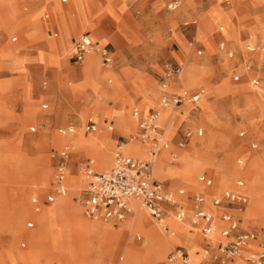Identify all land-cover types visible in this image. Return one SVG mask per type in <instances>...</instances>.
Masks as SVG:
<instances>
[{"label": "rangeland", "instance_id": "rangeland-1", "mask_svg": "<svg viewBox=\"0 0 264 264\" xmlns=\"http://www.w3.org/2000/svg\"><path fill=\"white\" fill-rule=\"evenodd\" d=\"M10 1L12 0H0V15L3 13V5ZM82 2L84 4L82 6L74 4L73 0L65 3L67 4L65 6L56 2L54 11L61 16L62 34L47 42V51L40 49L36 54V59L43 61L45 68L44 65L28 60L26 55L32 54L38 45L51 39L47 36V27L55 28L60 35L56 24L44 28L38 19L40 34L23 42L13 30L0 27V264H157L170 248L181 245L179 242L181 236L191 239V243L200 237L196 231L190 230V226L170 218L168 223L176 230V233L172 234L168 224L161 226L160 221L163 220H153L145 210L146 215L137 218L139 209H136L118 226H114L109 220L85 217L77 198L84 193L83 189L86 187L81 176L86 179L85 181L87 177L80 172L78 165L71 173L79 175H68L69 189L64 196H57L54 203L38 212L31 205V196L43 191L53 178V159L50 156L57 148V143L69 136L75 141L76 151L79 152L89 146L91 157H95L97 161L98 156L106 155L107 164H101L102 168L98 167L102 170L111 164L114 140H120L122 136L126 141L129 134L137 130L136 121L130 115L129 103L135 96L130 95L128 87H123L120 78L113 75H105L102 83L114 84L102 86L101 77L112 71L101 69L96 56L91 54L87 56L78 69L58 71L55 76L59 85L51 77L50 71L58 70L56 67L48 68L51 64L62 65L64 69L81 65L65 61L61 53L59 54L63 60L60 62L54 52L59 42L64 44L66 54L73 51L70 37L78 26L82 31H88L92 40L99 43H106L109 40L117 46L122 45L125 40H137L127 18L136 23L140 32L147 31L142 11L133 7V4L124 8L121 14L123 5L120 2L118 4L108 1L99 8L94 0ZM247 2L248 0H229L220 3V0H211L210 5L198 14L197 29L203 44L192 41L194 45L191 49L185 43L187 51L177 61L182 64V70L179 72L181 85L177 91L186 90L190 94L203 89L204 95L196 103L184 100V103L173 111L162 108L160 127L165 137L171 138L170 146L175 147L178 141H184L188 131L191 132L190 142L187 146L184 143V147L178 148L179 159L176 164H166L165 151L156 155L154 175L161 179L171 178V186L174 189L184 187L187 195L205 190L220 194L223 189L232 187L235 179L241 176L245 180V189L249 197L243 212L245 219L242 227L258 235L256 240L258 244L264 242V144L258 138L260 136L264 140V51L261 50L264 46V23L261 28H250L247 39L243 33L238 34L243 29L241 25L244 26L245 23H239L240 26L234 29L230 20L224 16L223 9L232 7L234 17L244 16L243 13L249 11ZM258 2L259 4L254 7L257 18L264 16V0ZM200 3L201 0H191L189 6L194 9ZM179 8L168 10L164 3L158 14L174 13ZM252 8L253 5L250 9ZM62 17H66V21H63ZM155 19L160 17L157 16ZM177 26L182 28L183 22L177 23ZM150 27L157 33L160 31V22L152 21ZM212 29L217 30L211 33L214 40L207 38ZM170 31L167 29V33ZM12 35H17L16 41L11 40ZM112 43L109 45L115 51L112 60L114 71L122 66L135 69L134 67H137L135 62L141 60L137 49L128 47L119 51ZM164 43L168 47L175 46L173 40L166 39ZM247 44L254 48L249 54L246 50ZM142 46L145 49L148 42H143ZM196 47L202 49L200 55L196 53ZM230 50L233 51V55L229 54ZM239 51L244 56L238 55ZM250 55L251 59H248L247 56ZM95 57L97 64L91 62ZM165 64L168 62L164 57L161 61L147 62L143 67L151 76V84L158 90ZM194 64L192 77L187 71L191 69L189 65ZM248 65L250 67L245 68ZM71 75L83 76L85 81L83 85L77 87L74 84H81L82 79L71 77L67 80V87L74 85L71 87L74 92L86 90L88 99L93 94L96 95L94 96L97 103L90 116L98 122L100 130L84 133V128L77 126L72 134L63 136L59 134L58 128L67 120L50 123L31 119L24 123L23 117L41 120L45 118V112L54 111L57 105L71 106L82 102L85 92L79 101H75L72 94L63 95L64 89H67L63 79ZM236 75L238 79H234ZM109 77L112 78L110 83L107 82ZM138 89L136 95H143L141 103L159 107L156 104L159 95L155 87L151 90H155L153 92L157 94L150 97H147L149 89L145 87ZM118 97L117 101L114 100ZM108 99L114 100H111L110 104L120 107L108 106ZM243 99L247 101L243 102ZM41 103H47L48 107L42 109ZM193 105L194 108L191 109ZM85 109L83 108L79 115L80 121L86 118ZM179 113H185V116L178 118L172 128L169 119L178 116ZM103 117L114 119L113 130H107L111 119H106L103 123ZM188 120H194V124ZM33 125L36 126V131L31 130ZM54 129L57 138L51 136ZM117 129L122 132H118ZM172 129L174 133L171 136ZM199 129L202 130L201 135L197 134ZM105 131L111 133L114 140ZM241 132L243 134H240ZM236 144L240 150L232 152ZM253 144L255 147H252ZM146 146L135 141H127L123 144V150L128 155L134 153L138 157L145 156ZM198 146H201V149ZM129 147H134V150L130 151ZM201 151L211 159L206 158ZM218 153L226 159L224 167L217 165ZM245 158L248 161L244 166L237 165V159ZM202 171L206 174L211 172L215 176L214 184L207 189L198 181V175ZM72 196H75L74 199ZM28 221H33L32 227L27 226ZM89 221L112 223L117 235L91 232L88 230ZM157 234H161L171 244L160 252L156 248ZM137 235L140 239L136 238ZM199 243L200 246L193 244L188 247L192 264H197L201 259L203 260L200 264H218L215 255H219L220 252L216 247L205 253L202 241ZM258 249L259 247H256L255 251L246 252L244 256H235L228 264H251L246 258L256 253ZM200 251L204 254L203 257Z\"/></svg>", "mask_w": 264, "mask_h": 264}, {"label": "crops", "instance_id": "crops-1", "mask_svg": "<svg viewBox=\"0 0 264 264\" xmlns=\"http://www.w3.org/2000/svg\"><path fill=\"white\" fill-rule=\"evenodd\" d=\"M59 1L58 0H12V1L7 2L6 4L3 5V13L0 15V27H7L8 29L13 30L16 34H18L20 36L22 42H23V40L33 39V38L37 37L40 34V32H41L40 31V27H39V25L37 23L38 19H39V21H41V24L44 25V28L49 26V25H52V24H54V25L56 24L55 26L58 27V29L60 31V35H58V32H57V30L55 28L47 27L46 28V33H47V36L49 38H51V39L45 41L44 43H42L40 45H38V47L35 49V51L32 54L26 55V56H28V60H30V61H32V62H34L36 64L44 65L43 61H39V60L36 59V54H37L38 50L42 49V50H46L47 51V49H48L47 42L60 37L61 34H62L61 22H60L61 16H60V14H57V11H54V6H55L56 2H58L62 6H65V5H67L70 2V0H65V1L59 0ZM94 1H96V4H97L98 8L104 6L105 3L108 2V1H113L114 3L120 2V4L123 5V7H122V9L120 11L121 14H122V10L124 8L129 7V6H131V4H133V7H135L136 9H140L142 11L143 19L145 20V23L147 25V31L140 32L138 30V28L136 27V23L135 22H133L131 19H129V18L125 17L124 15H122L123 17L127 18L130 21V23H131V25H130L131 31L136 35L137 40L136 41L125 40V42L122 45H119V46L115 45L114 43L110 42L109 40L106 41V43H99L96 40H92L90 35H89V32L88 31H82L80 26L75 28L74 34L70 37V43L73 45L74 40L79 35L87 34L94 44H96V45H104V46H106L108 48L109 53H110V55L112 57V60H113L115 51L111 49L109 43H112L118 50L119 49L120 50L121 49H126L128 47H135L137 49V51L139 52L141 60H138V61L135 62L136 66H137V67H134L135 69H133L131 67H128V66H126V67L122 66V67L118 68L116 71H114V69L112 67V61H111L110 65H103L102 62H101L102 61L101 57L99 55L91 54V55L96 56L98 58L99 66H100L101 69H106L108 71L109 70L112 71L111 73H105L101 77L100 83L102 84V86H110V85L114 84V83H112V84H107L106 85V84L102 83V79H103V77L105 75H110V76L113 75L114 77H119L120 78V80H121V82L123 84V87L124 86L128 87L127 91H128V93L130 95H134L135 96L134 100L132 102H129L131 104L130 105V115L132 116L131 111H132L133 107H137L139 109L140 114L142 116L147 115L148 113H150L152 111H158V113L160 115V112H161L162 108H168V109L173 111V110H176L180 105H182L184 103V100H186V99L189 100L190 102H192L190 100V95L192 93H194L195 91H197V90H195L194 92H191L190 94L186 90L177 91V88L181 85L180 82H179V74L171 75V76H169L167 78V81H166L167 83L165 85L166 87H168L167 89H166L165 86L162 87L160 85V89L158 90L155 85L151 84L152 83L150 81L151 76L149 75L148 72H145L143 70V67L147 64V62H152V61H156V60L161 61V59H163L164 57L166 58V62H168V64H174L175 62L178 61V59L181 58L183 53H186L187 50H186V47H185V43H187L189 45V48H191L192 45H194V43L192 41H197V42H201L202 43V40L200 39L199 34H198L199 31L197 29L198 14L200 12H202L203 10H205L210 5L209 2L211 0H201L200 5L196 6L194 9L190 8V6H189V3L191 2V0H177L179 4L175 8H169L168 7V4L171 3L174 0H105V1H103V0H94ZM225 1H229V0H220V3L221 2H225ZM65 3H67V4H65ZM73 3L78 5V6L84 5L82 0H73ZM164 3L166 4V8L168 10H175V9L179 8L181 5L182 6H181V8H179L174 13L158 14V10L161 8V6ZM247 3H248L249 11L243 13L245 15L244 16H240V17H237V16L234 17V10H233L232 7H223V6L222 7L225 10L224 11V16L226 17V19L230 20V22L232 24V27L234 29L237 28L238 26H240L239 23H245L244 26L241 25V27L243 29H241L238 32V34L241 35V33H243L245 35V37H247V39H248V37H249V29L250 28L256 29V28H259V27L261 28L262 23H264V16H260L259 18H257V16H256L257 13L255 12L254 7L259 4L258 0H248ZM247 3H246V5H247ZM252 5H253V8L250 9L252 7ZM243 14H241V15H243ZM157 16L160 17V19H155ZM62 18L64 19L63 21H66V17H62ZM190 18H192V19H190ZM189 19H190V21H189ZM152 21H154L155 23L160 22V31H158V29H157V31H158L157 33H156V30H154V31L151 30L152 28L150 27V23ZM181 22H183L184 26L182 28H179L177 26V23L179 24ZM248 26H250V27L248 28ZM167 29H169L171 31L167 33ZM214 30H216V29H214ZM214 30L212 29V31L208 34L207 38H210V39L214 40L213 38H211V33ZM54 33H56L57 35H54ZM76 33H78V34H76ZM166 39L173 40L174 43H175L174 44L175 46H172V47L165 46L164 41ZM11 40L12 41H16L17 40V35H12L11 36ZM187 40L188 41L190 40V41L188 42ZM145 41L148 42V46L144 49L142 44ZM190 42H192V44H190ZM263 48H264V46H262V48H261L262 51H264ZM10 50H12V49H10ZM198 50H200L201 52L198 53ZM246 50H248L247 52L249 54V51L254 50V48L247 44L246 45ZM54 52L58 56V58L60 59V62H62V60H63V59L61 60V55H62V58H64L65 61L67 60L69 63L81 64L79 67H70V68H67V69H64L62 67V65L60 66V65L51 64L48 68H53V67L58 68V70L54 71V69H52L50 71V72H52L51 73V75H52L51 77L54 80H56L58 85H59V81L57 80V78L55 76V74L58 71L59 72L60 71L61 72L62 71L66 72V71H70V70H73V69H78V68H80L83 65L84 61L86 60V57L90 55V54H88L84 58V60L82 62H78L75 59V57H74L73 51L70 54H66L65 50H64V44L60 43V42L58 43V46L54 49ZM239 52L240 53H238V55L241 54L242 56H244L243 53H241V51H239ZM59 53H61V55ZM196 53L198 55H200L202 53V49L200 47H198L196 49ZM230 53L233 55V51L232 50H230ZM99 58H100V61H99ZM247 58L251 59V55L247 56ZM121 60H122V58H120V61ZM252 60H253V58H252ZM247 67H250V65L246 66L245 68H247ZM44 68H45V65H44ZM71 77L82 79L83 82L81 84L80 83L74 84L77 87H79L80 85H83V83L85 81V77H83V76H73V75H71V76H68V77H64L63 80H65V83H66L65 86L66 87L68 86L67 85V80L70 79ZM111 80H112L111 77L107 78V82L108 83H110ZM255 82H256V79H255ZM74 85H70V87H67V89H64L63 95L67 96L69 94L70 95L72 94L73 97H74V100L75 101H79L80 98H81L82 93L85 92L83 94V96H82V102L80 104H77V105L75 104V105H71V106H68V105H64V106L63 105L62 106L61 105H57V107H56V109L54 111L45 112L46 113L44 115L45 118H43L41 120L37 119V118L23 117L24 118L23 119L24 123H26L27 121H29L31 119H33L35 121L45 120V121L50 122V123L52 121H54L55 123H57V122L59 123V122H63L65 120H67V122L62 127L58 128L59 134L63 135V136H65V135L67 136L68 134H72L74 132V130H73V132H71V133H67V134H62L61 133V129L66 127L69 124H72L74 129L77 126L83 127L84 128V133H85V131L90 133V132H94V131L98 130L100 128V125L94 119L93 120H94V122H95V124L97 126L96 130H94V131H89L88 130V118L91 117L90 115H92V112L94 111L95 105L97 103V101L95 100V96L96 95L93 94L91 96V98L88 99V97L86 95V93H87L86 90L74 92V89L71 88ZM171 85H173L174 87H171ZM140 87H145V88L149 89V91H147L149 97L151 95L154 96V95H156L158 93L159 97H158V101H157L156 104H158L159 107H157V106H146L144 103H141V101L143 99V95H136V91L139 90L138 88H140ZM153 87H155L157 89V93L156 94H152L151 93L152 91H155V90H151ZM198 90H200V89H198ZM174 93H180V94L185 93L181 103H179L177 105H173L170 102L169 105H167V106H161L159 104L161 96L167 95L168 97L171 98ZM202 95H204L203 92L200 95V97H202ZM200 97L198 98V100L200 99ZM118 99H119V97L117 99H114V100L117 101ZM111 100L114 101L113 99H108V101H107L108 102V106H110V107L114 106V107H117V108L120 107V106L119 107L116 106V104L115 105L112 104V103L110 104ZM242 101L246 102L247 100L243 99ZM33 102L34 101H32V103ZM196 102H192V103H196ZM33 104L35 105V103H33ZM40 105H41L42 109H46L48 107L47 103H41ZM35 107H36V105H35ZM124 107H125V104H124ZM83 108L84 109L86 108L84 110L85 113H86V118H85L84 121H80L79 115L82 112ZM125 108L127 109L128 107H125ZM192 108H194V105L191 107V109ZM21 109L22 108H20V111H21ZM179 112H181V111H179ZM184 114L183 113H179L178 116L172 117L171 119H169V121L172 123V128H173L174 123L176 122V120H178V118L181 119L182 118L181 116H185ZM132 118L135 119L133 116H132ZM106 119H111L109 121V124L107 125V130H109L108 126L109 125H112V126L115 125V121L112 118L103 117V123H105ZM135 121H136V125H137V130L134 131L133 133L138 131L137 120L135 119ZM189 122H193V124H194V120H190ZM158 123L160 125L159 116H158ZM53 126H55V124H53ZM32 127H34V130H32V131H36V126L33 125ZM199 130H201V129H199ZM52 131H54L51 134L52 138H57V133L55 132V129L52 130ZM109 131H111V130H109ZM119 131H121V130H118V132ZM133 133H130V134H133ZM173 133H174V131L172 129L171 136L173 135ZM190 133L191 132L188 131L185 134L186 139L184 141H178L177 144L174 145L175 147H171L170 146V142H171L170 139L171 138L167 139L169 141V147L167 149H163V150L160 151V152H162V151L166 152V158H165L166 164H169V165L176 164V162L178 160H177V158L175 160H171L170 159V152H175L177 157H178L177 150H178V148L184 147V143L187 146V143L190 142V139H189ZM106 134H108V136L111 139H113L111 133L106 132ZM197 134H198V131H197ZM201 134H202V132H201ZM201 134H198V135H201ZM240 134H243V133L241 132ZM120 138H121L120 140H124L125 139L122 136ZM258 138L264 144V140H262L260 138V136ZM72 140L74 141V139L72 137L68 136L67 138L62 140V142L57 143V148L55 149V150H57V149L61 148L68 141L71 143V152L69 154L68 163H67V170H66V176H65V180H64L65 192L68 191V189H69L68 185L66 183L67 176L69 174L76 175V176L79 175V174H72L71 173L72 169L74 167H76L77 165L79 167V166H81L84 163H90V166L93 168V170L95 172H103V171H107V170L111 169L112 164H113V149H114L115 144L117 143V141H119L118 139H115V140L113 139L114 140V145H113V149H112V153H111V164H110V166L108 168H106V169L98 170V169H96V166H95V164H94V162L92 160V157H91V147L87 146V147H85L84 149H82V150H80L78 152V150L76 151L75 147H73ZM46 141H47V139H46ZM103 141H104V139H103ZM125 142H127V141H125ZM135 142H137V141H135ZM74 143H75V141H74ZM95 143H93V144H95ZM181 143H182V145H180ZM45 144H46V142H45ZM198 147L200 148L201 146H198ZM252 147H255V145L253 144ZM146 149H147V146H146ZM55 150H53V151H55ZM239 150H240L239 145L236 144V145H234V149L232 150V152H234V151L238 152ZM201 152L206 158L211 159L210 156H208L204 151H201ZM132 154L133 155H128V154H125V155L128 156V157H138V156H135L134 153H132ZM51 158L53 159L52 167H53L54 173H55L56 159L53 158V157H51ZM217 158L219 159V162H217V165H220V166L224 167V165H226V163H227L226 159L224 158V156L221 153H218L217 154ZM89 160H91V162H89ZM98 161H97V168L98 167L102 168V165L100 164L99 156H98ZM247 161H248L247 158H245V159H237V165L244 166L247 163ZM98 164H99V166H98ZM201 174H204V175L210 177L212 179V181H213L212 185L214 184V180H215L214 174H212L211 172H208V174H209L208 175V174L205 173V171H202L199 175H201ZM199 175H198V177H199ZM155 178L160 180L163 183L164 188L166 190L176 191L177 189H179V188L174 189V187L171 186V183H172V179L171 178L161 179V178H159L157 176H155ZM237 178L243 180L244 185L240 188L241 190H239L238 187L236 186ZM237 178L235 179L234 184H233L232 187L223 189L220 194H216V193H214L211 190H209V191H206V190L205 191H199V192L204 193V195H205V205L204 206L206 207L207 210H209V211H211L213 213V215H214L213 220L215 218L217 219L218 233H219L220 229L223 228L226 225V222L221 220V218L219 216L222 211H226V212L230 213L231 216L237 221L239 227L243 229L242 224H243L244 219H245L244 216H243V212H244V208H245V205L247 204V201H248L249 197H248V194H247L246 189H245V180L241 176H238ZM53 179H54V174H53V178L49 182V185L46 188H44L43 191L39 192V194L31 196V199H30L31 202L30 203H31V205L33 206V208H34V210L36 212L40 211L45 206L54 203L56 201L57 196H60V195L64 196L65 192L63 194H59V193H57L55 191L54 180ZM88 182H89V179H87V181L84 182L86 184V186H87ZM43 184L45 185L46 182H43ZM201 184L205 187V189H207V187H210V186H205L203 183H201ZM180 188H183L184 192H185L183 195L180 196V201H181V203L184 205V207L186 209V218L185 219H187V221H188L189 218H190V215L192 213V208H191L192 207V202H193L192 199H193V196H194L195 192L194 193L192 192L193 194L187 195L185 188L184 187H180ZM227 189L238 190V191L242 192V194L244 195L245 200H244L243 206H242V208L240 210L237 209L234 204H231V206L224 207V208H221V209L216 208L215 206H213L211 204V200H212V198L214 196L223 195V192L225 190H227ZM74 197L75 196H72L71 198L74 199ZM136 204H137V202H136ZM75 205H77V204H75ZM79 206L81 208L82 214L85 217H88V216H86L83 213L82 206L80 204H79ZM138 208H139L138 206H135V210L138 209ZM131 213H133V211ZM131 213H129V214H131ZM147 214L149 215V217H151L155 221L161 220V219L153 218L148 212H147ZM88 218H91V217H88ZM170 218H173V217L167 216V218L165 219L163 225H165L167 223L168 226L172 227L168 223V220ZM251 218H248V219H251ZM91 219H94V218H91ZM103 220L112 221L114 226H118V224H120V222L123 219L122 220L103 219ZM28 224H30V225H28ZM163 225L161 224V226H163ZM27 226L28 227H32L33 226V221H28L27 222ZM190 230L191 231H196L200 237L197 238L196 242L193 240V243H191L192 240L189 239L188 237H185V236H181L180 237L179 242L181 243V245H179V246H182L186 250L187 253H188V247L189 246H192L193 244H195V245L197 244L198 246H200L199 242H201V241H202L203 247H204V242L202 240V234L200 233V231L198 229L194 228L192 225L190 227ZM243 230H247V229L244 228ZM136 238L140 239V236L137 235ZM224 239L225 238L223 237V239L218 240V241H222ZM257 239H258V235L254 234V236L249 240L250 245L245 248L246 252L255 251L256 247H259V249L257 251H259L260 249L264 248V242H261V243L257 244L256 243ZM176 246H178V245H175L174 247H176ZM174 247L170 248L166 252L165 256L160 261H158L157 264H161V262H163V260L165 259L167 253L169 251H171ZM215 259L218 260V264H228L230 261H232L234 259V257H232L230 259H226V258H223L221 256V254H219V255H215ZM202 260L203 259H201L197 264H200L202 262Z\"/></svg>", "mask_w": 264, "mask_h": 264}, {"label": "built area", "instance_id": "built-area-1", "mask_svg": "<svg viewBox=\"0 0 264 264\" xmlns=\"http://www.w3.org/2000/svg\"><path fill=\"white\" fill-rule=\"evenodd\" d=\"M178 4V1L174 0L168 4V7L175 8ZM54 35L57 34L54 33ZM200 52L198 50V53ZM73 53L78 62H82L88 54L99 55L103 65H110L112 61L108 48L104 45L94 44L87 34H81L74 40ZM229 54L232 55L231 53ZM181 67L182 64L180 62L165 64L160 85L162 87L165 86L167 78L171 75L179 74ZM234 79H238V76L236 75ZM202 92V89L195 91L190 95V100L196 102ZM184 95L185 93H174L171 98L163 95L160 97L159 104L167 106L171 102L173 105H177L182 102ZM131 114L137 120L138 131L130 134L126 141H137L146 144L149 157L126 156L122 150L125 140H119L113 149L111 169L95 172L90 163L82 164L80 172L84 173L89 179L87 186L83 189L84 193L77 198L82 206L83 213L94 219L122 220L133 211L132 200L137 202V205L143 207L155 219H162L168 213H172L177 219L184 220L186 218V209L180 201V196L185 193L184 189L179 188L176 191L166 190L163 183L155 178L152 170V156L169 147V141L162 139L161 136L162 128L158 123L159 113L158 111H152L142 116L139 109L133 107ZM96 128L94 120L89 117L88 130L94 131ZM108 129L112 130L113 126L109 125ZM31 130H34V127H31ZM73 130V125L69 124L61 129V133L67 134L73 132ZM201 132V130H198V134H201ZM70 152L71 143L68 141L61 148L51 153V157L56 159L53 180L55 191L59 194L65 192L64 180ZM176 158V153L170 152V159L175 160ZM198 180L205 186H211L213 183L212 179L204 174L199 175ZM243 185L242 179L236 180V186L239 190H241L240 188ZM244 200L245 197L242 192L227 189L223 192V195L214 196L211 204L219 209L234 204L240 210ZM192 201V213L189 222L202 234L205 248L203 251L205 253L216 247L223 258L230 259L238 255L239 251L254 236L252 232L240 228L230 213L222 211L219 216L221 220L226 222V225L220 229L219 234L226 240L213 241L208 234L214 215L204 206V193H195ZM187 259L188 253L182 246L178 245L167 253L161 264H188ZM246 260L251 264H264V248L248 256Z\"/></svg>", "mask_w": 264, "mask_h": 264}, {"label": "bare ground", "instance_id": "bare-ground-1", "mask_svg": "<svg viewBox=\"0 0 264 264\" xmlns=\"http://www.w3.org/2000/svg\"><path fill=\"white\" fill-rule=\"evenodd\" d=\"M221 28H223V27H221ZM91 62H93L94 64H97V59H96V57L95 58H93V59H91ZM91 62H90V64H91ZM193 67H195V64L194 65H189V68H191V69H189L187 72H188V74H191L192 75V77H193V75H194V70H193ZM181 70H182V67H181ZM181 70H180V72H181ZM152 94H155L153 91L151 92ZM147 97H149L148 95H147ZM93 119V118H92ZM159 119H160V115H159ZM162 128V127H161ZM162 139H167L166 137H165V135L163 134V132H162ZM72 142H73V144H74V147H75V143H74V141L72 140ZM124 144V143H123ZM129 149H130V151H133L134 150V147H129ZM122 150H123V145H122ZM123 152H124V150H123ZM125 153V152H124ZM126 154V153H125ZM159 154V153H158ZM158 154H156V155H158ZM156 155H153L152 156V159H153V168H152V170H153V174H154V164H155V156ZM140 158H146V157H149V154H148V152H146V155L145 156H139ZM100 164H107V161H108V157L106 156V155H101L100 157ZM179 159V156L177 157V160ZM92 160H93V162H94V164H95V166H96V169H98L97 168V159L95 158V157H92ZM159 161V160H158ZM99 170V169H98ZM83 174V173H82ZM80 176H81V174H80ZM84 176H86L85 174H84ZM87 177V176H86ZM81 179L84 181V182H86L85 180V178L83 177L82 178V176H81ZM87 179H88V177H87ZM66 183H67V185H68V188H69V179H68V176H67V178H66ZM67 192V191H66ZM65 192V193H66ZM131 205H132V207H133V213H134V211H135V206H138L139 208V211H138V214H137V218H139V217H141V216H143V215H146L145 214V209L143 208V207H141V206H139V205H137L136 204V202L135 201H132L131 200ZM145 210V211H144ZM133 213H131V214H129L128 216H127V218L128 217H130ZM167 216H171V217H173V219L175 220V221H177V222H179V223H182V224H186V225H188V226H190L191 227V225L190 224H188V221H187V219H181V220H179V219H177L172 213H168L165 217H167ZM165 217H163L161 220H163V221H160L161 222V224L163 225L164 224V219H165ZM124 219H126V217L124 218ZM160 224V225H161ZM167 224V223H166ZM130 225V224H129ZM164 226V225H163ZM88 230L89 231H91V232H99L100 234H102V235H106V234H111V235H117L116 233H117V231L115 230V228L113 227V225H112V223H101V222H92V221H89L88 222ZM171 233L172 234H175L176 233V230H174L172 227H171ZM208 236L213 240V241H218V240H221V239H223V237L222 236H220L219 235V233H218V225H217V219L215 218L214 220H213V222H212V225H211V229H210V232H209V234H208ZM153 238V237H152ZM169 245H171V244H169L168 242H167V240L163 237V236H161V234H157L156 235V248H157V251L158 252H160V251H162L165 247H167V246H169ZM247 246H249V241L247 242V244L239 251V253H238V255H236V256H244L245 255V253H246V247ZM202 249V248H201ZM156 252V251H155ZM201 252V251H200ZM204 256V254L201 252V257H203ZM187 261H188V264H192V262H191V256H190V253L188 252V259H187Z\"/></svg>", "mask_w": 264, "mask_h": 264}]
</instances>
